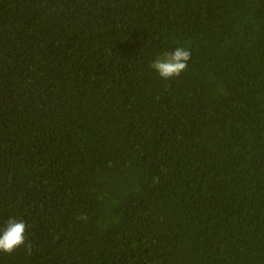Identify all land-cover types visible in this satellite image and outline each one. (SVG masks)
I'll return each instance as SVG.
<instances>
[{
	"label": "trees",
	"instance_id": "obj_1",
	"mask_svg": "<svg viewBox=\"0 0 264 264\" xmlns=\"http://www.w3.org/2000/svg\"><path fill=\"white\" fill-rule=\"evenodd\" d=\"M10 218L0 264H264V0H0Z\"/></svg>",
	"mask_w": 264,
	"mask_h": 264
},
{
	"label": "clouds",
	"instance_id": "obj_2",
	"mask_svg": "<svg viewBox=\"0 0 264 264\" xmlns=\"http://www.w3.org/2000/svg\"><path fill=\"white\" fill-rule=\"evenodd\" d=\"M191 52L188 49L178 47L172 52H166L162 57L158 56L152 63V67L164 79L177 77L188 67ZM86 219V217H78ZM26 223L23 220L10 218L5 222V227L0 230V252L12 254L17 249L25 247L31 251V243L26 239Z\"/></svg>",
	"mask_w": 264,
	"mask_h": 264
}]
</instances>
